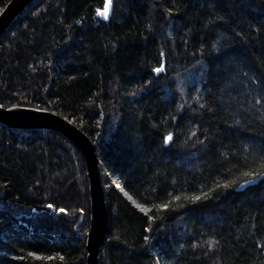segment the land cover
<instances>
[{
  "label": "trees",
  "instance_id": "16d2710c",
  "mask_svg": "<svg viewBox=\"0 0 264 264\" xmlns=\"http://www.w3.org/2000/svg\"><path fill=\"white\" fill-rule=\"evenodd\" d=\"M104 4L32 0L0 35V105L93 142L100 264H264V177L244 184L264 164V0H112L106 21ZM91 210L76 145L0 123V264H88Z\"/></svg>",
  "mask_w": 264,
  "mask_h": 264
},
{
  "label": "water",
  "instance_id": "95a60500",
  "mask_svg": "<svg viewBox=\"0 0 264 264\" xmlns=\"http://www.w3.org/2000/svg\"><path fill=\"white\" fill-rule=\"evenodd\" d=\"M32 0H13L6 11L0 14V35L9 27L11 22L24 10ZM107 0H105V3ZM103 8L98 11H104ZM112 2L106 13L108 18L98 17L106 21L110 18ZM0 123L10 128L26 129H52L64 135L83 153L88 170L91 195V226L86 233L88 240V264H100V249L105 241L108 212L105 201L104 189L101 184L98 158L94 150V144L89 137L79 128L65 118L54 112L26 107L0 108ZM85 235V236H86Z\"/></svg>",
  "mask_w": 264,
  "mask_h": 264
},
{
  "label": "snow or ice",
  "instance_id": "6c2138e0",
  "mask_svg": "<svg viewBox=\"0 0 264 264\" xmlns=\"http://www.w3.org/2000/svg\"><path fill=\"white\" fill-rule=\"evenodd\" d=\"M111 2H112V0H107V2L105 3V10L104 11H98L97 14L100 15V16H102V17H104V18H108L107 15H106V13L108 11V7L111 4ZM168 12H169V15H172L171 9H169ZM152 71L155 72V73H157V74H159V73H161V72L164 71V68L163 67H157V68L152 69ZM2 107H3V105H0V108H2ZM163 139H164V144L165 145H168L172 141L173 136H172V134H169L168 136L164 137ZM244 177H251L250 180L249 179H245L244 180V184L254 183L255 180L260 179L261 177H264V164L261 165V171H259V172H256V171L245 172L244 173ZM233 183H235V182L233 181ZM230 186L231 185H229V184L222 185V187H224V188H229ZM241 187H243V185H241ZM120 191L121 192H124V195L127 196V198L130 201H132V203L135 205V207L138 208L141 212H147L148 211V209L144 205H141L139 203H136V201L133 200L132 196L128 195V193L125 192L123 188H121ZM175 199L179 200L180 198L179 197H176ZM194 199L197 200V201H199L201 199V197L200 196H196V197H194ZM47 207L51 209L54 206L51 205V204H49V205H47ZM168 207H169L168 204H162V205H160V208L161 209H165L166 210ZM58 211L64 212L65 210L64 209H59ZM81 211H83V209H81ZM154 219L155 218L153 217V220ZM146 231H149L150 232V231H152V229L149 228V229H146ZM144 239L147 240L148 237H144ZM259 247L264 248V244H260ZM29 255L30 256H36V253H29ZM48 259H52V257H48Z\"/></svg>",
  "mask_w": 264,
  "mask_h": 264
},
{
  "label": "rangeland",
  "instance_id": "374dc122",
  "mask_svg": "<svg viewBox=\"0 0 264 264\" xmlns=\"http://www.w3.org/2000/svg\"><path fill=\"white\" fill-rule=\"evenodd\" d=\"M94 148H95V146H94Z\"/></svg>",
  "mask_w": 264,
  "mask_h": 264
}]
</instances>
